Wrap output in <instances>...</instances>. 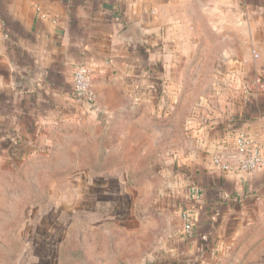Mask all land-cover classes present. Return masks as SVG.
<instances>
[{"label": "crops", "instance_id": "1", "mask_svg": "<svg viewBox=\"0 0 264 264\" xmlns=\"http://www.w3.org/2000/svg\"><path fill=\"white\" fill-rule=\"evenodd\" d=\"M177 1L198 5L203 28L218 31L221 87L203 122H193L196 151L188 170L178 173L184 178L176 193L185 200L179 210L191 216L190 230L170 247L174 261L161 264H213L223 252L224 216L250 202L264 204V170L241 171L245 154L235 145L240 134L264 145V0H0V168L11 151H30L53 129L84 114L114 115L140 96L151 67L168 65L183 44L179 29L196 31V13L186 23L177 19ZM78 63L90 72L96 113L73 98Z\"/></svg>", "mask_w": 264, "mask_h": 264}, {"label": "rangeland", "instance_id": "2", "mask_svg": "<svg viewBox=\"0 0 264 264\" xmlns=\"http://www.w3.org/2000/svg\"><path fill=\"white\" fill-rule=\"evenodd\" d=\"M175 3L185 23L196 13V31L179 29L183 44L168 65L151 67L140 96L114 115L84 114L30 151L9 153L0 168V264L174 261L169 249L191 218L179 210L178 175L195 150L193 122L217 101L223 51L198 5ZM221 228L223 252L213 264H264V204L233 210Z\"/></svg>", "mask_w": 264, "mask_h": 264}, {"label": "built area", "instance_id": "3", "mask_svg": "<svg viewBox=\"0 0 264 264\" xmlns=\"http://www.w3.org/2000/svg\"><path fill=\"white\" fill-rule=\"evenodd\" d=\"M71 86L73 98L77 104L86 107L90 112H97V97L92 88L91 75L88 68L78 63L75 65L73 74L71 77ZM236 147L245 154V159L240 165V169L243 172H255L264 170V158L262 151L264 145H258L248 139L245 135H238L235 140ZM213 163L223 169L226 167L220 162L219 158H214ZM192 194L195 199L199 198V190L192 189ZM186 231L190 230L189 224H186Z\"/></svg>", "mask_w": 264, "mask_h": 264}, {"label": "water", "instance_id": "4", "mask_svg": "<svg viewBox=\"0 0 264 264\" xmlns=\"http://www.w3.org/2000/svg\"><path fill=\"white\" fill-rule=\"evenodd\" d=\"M131 31H132V35L134 36L135 32H134V27L133 26L131 27ZM104 117H105V114H102L101 118H104ZM141 264H145V263H141Z\"/></svg>", "mask_w": 264, "mask_h": 264}]
</instances>
